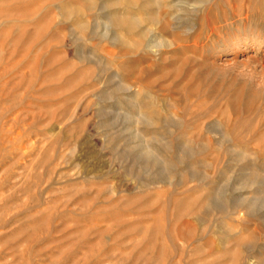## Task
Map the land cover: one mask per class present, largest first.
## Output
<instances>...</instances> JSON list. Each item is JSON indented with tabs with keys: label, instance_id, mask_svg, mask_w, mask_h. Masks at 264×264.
<instances>
[{
	"label": "rangeland",
	"instance_id": "1",
	"mask_svg": "<svg viewBox=\"0 0 264 264\" xmlns=\"http://www.w3.org/2000/svg\"><path fill=\"white\" fill-rule=\"evenodd\" d=\"M0 264H264V0H0Z\"/></svg>",
	"mask_w": 264,
	"mask_h": 264
},
{
	"label": "bare ground",
	"instance_id": "2",
	"mask_svg": "<svg viewBox=\"0 0 264 264\" xmlns=\"http://www.w3.org/2000/svg\"><path fill=\"white\" fill-rule=\"evenodd\" d=\"M176 17V16H175ZM246 41V40H245ZM247 43V42H246Z\"/></svg>",
	"mask_w": 264,
	"mask_h": 264
}]
</instances>
